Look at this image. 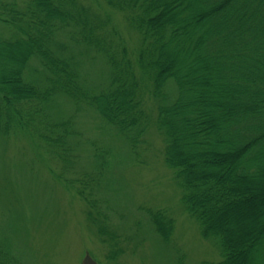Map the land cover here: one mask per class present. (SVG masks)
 Returning a JSON list of instances; mask_svg holds the SVG:
<instances>
[{"label": "trees", "instance_id": "obj_1", "mask_svg": "<svg viewBox=\"0 0 264 264\" xmlns=\"http://www.w3.org/2000/svg\"><path fill=\"white\" fill-rule=\"evenodd\" d=\"M102 1L138 35L135 52L111 14L84 0H0V134L30 136L70 165L79 114H96L134 154L155 127L185 209L220 250L203 264H264V0ZM88 59H99L101 82ZM60 98L74 108L64 118L54 116ZM99 180L69 185L118 261ZM146 211L170 242L168 211ZM0 264H25L1 238Z\"/></svg>", "mask_w": 264, "mask_h": 264}, {"label": "rangeland", "instance_id": "obj_2", "mask_svg": "<svg viewBox=\"0 0 264 264\" xmlns=\"http://www.w3.org/2000/svg\"><path fill=\"white\" fill-rule=\"evenodd\" d=\"M84 1L109 12L125 45L137 50L139 37L122 14L110 11L102 0ZM88 62L85 70L92 65L88 74L101 82L102 71L94 69L99 59ZM54 108L59 118L74 110L63 98ZM76 126L81 134L72 140L78 143L73 144L77 146L70 165L53 158L51 148L30 136L7 139L0 134V238L25 264H85L87 253L99 264H203L221 259L220 250L202 236L198 222L185 209L183 190L164 162L163 138L155 127L146 135L147 144L134 154L93 112L79 114ZM99 150L107 152L109 162L102 175ZM92 176H100L96 199L125 250L118 261L107 258L109 248L88 220L87 203L70 186H82ZM149 208L167 210L174 220L170 242L156 233Z\"/></svg>", "mask_w": 264, "mask_h": 264}, {"label": "water", "instance_id": "obj_3", "mask_svg": "<svg viewBox=\"0 0 264 264\" xmlns=\"http://www.w3.org/2000/svg\"><path fill=\"white\" fill-rule=\"evenodd\" d=\"M86 264H98L89 254L85 257Z\"/></svg>", "mask_w": 264, "mask_h": 264}]
</instances>
